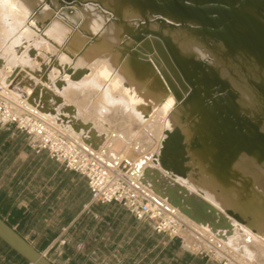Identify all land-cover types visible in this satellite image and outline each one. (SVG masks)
I'll return each mask as SVG.
<instances>
[{"label": "bare ground", "instance_id": "1", "mask_svg": "<svg viewBox=\"0 0 264 264\" xmlns=\"http://www.w3.org/2000/svg\"><path fill=\"white\" fill-rule=\"evenodd\" d=\"M0 33L40 41L6 84L52 80L10 100L42 116V91L94 89L156 136L186 204L264 242V0H0Z\"/></svg>", "mask_w": 264, "mask_h": 264}, {"label": "crops", "instance_id": "2", "mask_svg": "<svg viewBox=\"0 0 264 264\" xmlns=\"http://www.w3.org/2000/svg\"><path fill=\"white\" fill-rule=\"evenodd\" d=\"M0 216L39 251L53 255L48 258L54 264L222 261L188 251L181 236L169 239L156 233L121 204L91 202L85 177L65 169L44 151L35 153L24 133L2 122ZM146 227L149 236L142 233ZM61 238L64 244L59 243ZM0 261H8L5 254H0Z\"/></svg>", "mask_w": 264, "mask_h": 264}, {"label": "rangeland", "instance_id": "3", "mask_svg": "<svg viewBox=\"0 0 264 264\" xmlns=\"http://www.w3.org/2000/svg\"><path fill=\"white\" fill-rule=\"evenodd\" d=\"M15 39L19 42H12ZM38 43H40L38 37L30 39L0 33V87L4 90L9 87L6 92L10 97L21 99L27 104L29 101L26 95L25 99L23 98L21 87L24 83L31 85V82L34 84L36 81L11 79L6 84L5 80L11 70L21 65V60L35 55V46ZM20 69L31 74L28 67H20ZM50 83L52 80L38 82L42 90L44 87L52 90ZM42 93L35 99L37 101L40 99L37 106L44 99L42 106L45 109L41 110L42 116L56 123L72 139L82 146L88 148L92 146L98 156L108 162H118L124 157L139 161L141 168H139L141 170L139 183L165 206L173 208L171 201L180 197L178 206L173 210L182 218L183 229L180 236L188 251L209 255L218 261L222 260L220 264H223V261H227V264H264V242L246 235L235 225L210 222L197 210L195 202L187 204L186 201L184 202V192L174 187L176 186L174 178L165 173L164 180H161L160 176L155 175L160 169L155 156L157 138L145 124L134 121L120 105L103 102L92 88L82 87L73 93L60 90L58 92L61 94L60 101H55L51 96L44 97V92ZM33 108L36 109L35 106ZM47 108L53 109V112L50 113ZM85 143H88V146ZM140 228L139 224V231ZM150 232L147 227L142 231L145 236H149ZM1 253L6 255L8 261L6 263L0 261V264L16 263V254L0 240ZM45 255L53 257L48 253ZM160 264L164 262L161 261ZM165 264L168 262L166 261Z\"/></svg>", "mask_w": 264, "mask_h": 264}, {"label": "built area", "instance_id": "4", "mask_svg": "<svg viewBox=\"0 0 264 264\" xmlns=\"http://www.w3.org/2000/svg\"><path fill=\"white\" fill-rule=\"evenodd\" d=\"M0 122L12 124L24 133L28 146L35 153L44 151L65 169L85 177L91 202L121 204L136 221L150 223L156 233L169 239L180 236L183 221L141 186L135 159L124 157L118 162L101 159L94 150L76 142L56 123L35 110L18 105L1 91ZM59 243L64 244L65 239L61 238Z\"/></svg>", "mask_w": 264, "mask_h": 264}, {"label": "water", "instance_id": "5", "mask_svg": "<svg viewBox=\"0 0 264 264\" xmlns=\"http://www.w3.org/2000/svg\"><path fill=\"white\" fill-rule=\"evenodd\" d=\"M91 149L95 150L93 148ZM139 168H140V162L138 161L136 162L135 165V171L138 174V180H139ZM165 207L169 209L167 206ZM0 240L9 249H11L14 253H16L26 262L32 264H54L43 252L39 251L37 248H35V246L29 243L21 234H19L14 228H12L1 216H0Z\"/></svg>", "mask_w": 264, "mask_h": 264}, {"label": "trees", "instance_id": "6", "mask_svg": "<svg viewBox=\"0 0 264 264\" xmlns=\"http://www.w3.org/2000/svg\"><path fill=\"white\" fill-rule=\"evenodd\" d=\"M16 254V253H15ZM16 256H17V259H16V264H26L27 262L24 260V259H22L20 256H18L17 254H16Z\"/></svg>", "mask_w": 264, "mask_h": 264}]
</instances>
